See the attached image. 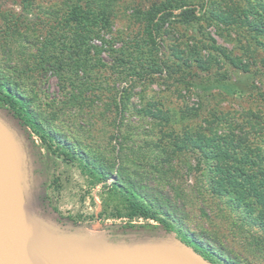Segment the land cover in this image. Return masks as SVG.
I'll use <instances>...</instances> for the list:
<instances>
[{"label": "rangeland", "instance_id": "rangeland-1", "mask_svg": "<svg viewBox=\"0 0 264 264\" xmlns=\"http://www.w3.org/2000/svg\"><path fill=\"white\" fill-rule=\"evenodd\" d=\"M20 1L23 0H0V78L15 74L24 88L26 82L33 83L35 74L25 72L23 68L32 65L37 59L33 55L38 50H46L45 53L52 55L50 60L56 55V59L64 61L62 79L48 73L43 91L38 87L40 94L27 107L36 114L37 121L68 146L71 153L83 154L90 166L92 163L102 166L107 176L105 181L93 182L91 174L77 159L57 152L53 154L27 127L41 153L45 200L50 205L62 216L95 229L127 223L163 226L153 219L126 216L124 196L114 191L110 184L121 171L120 167L125 165L140 162L155 169L165 166L173 169L168 181L160 183L155 172L145 175L144 179L155 189L160 186L161 194L153 191V195L168 202L166 209L172 215L170 221L175 223L172 231L176 235L181 231L205 243L201 236L205 229L223 236V245L228 248L254 242L255 237L264 240V234L255 228L257 220L260 221L257 212L264 213V101L234 91L236 87H248L252 82L264 91V51L259 52L264 35L245 40V36H241L239 43L235 29L224 24L215 26L198 22L194 24L195 29L184 25L167 27L158 53L161 60L170 62L174 52L186 48L193 54L199 52L202 55L206 50L195 43L206 38L235 57L248 54L249 72L240 78H235L239 71L233 72L231 80L219 86L202 83L185 87L191 78L192 85L199 81L194 75L202 74L196 69L185 78V84L177 83L178 80L165 74H157L155 80L147 84L139 80L133 83L135 76L130 61L119 62L120 54L115 56L102 51L91 55L90 50L84 48L77 60L67 57L71 51L73 53L72 48L68 49L71 42L68 36L60 35L56 26V17L62 10L60 0ZM151 1L114 2L116 16L112 33L117 41L115 47L139 38L140 24L128 16L130 7L144 8ZM47 40L50 41L45 48ZM82 46H88V41ZM183 56L188 57L186 52ZM77 64L80 66L76 67ZM221 69L230 74L233 68L228 70L222 66ZM70 93L74 96L67 100ZM127 95L137 110L144 107L160 109L163 116L170 117L171 126L162 124L159 116L150 119L143 118L141 113L125 114L123 99ZM53 97L63 102L50 101ZM178 109H182L181 114L188 111L181 121L173 119V115L178 117ZM198 125L204 129L199 131L208 136L240 138V141L234 140L238 148L232 152L240 160L225 162L217 159L215 154L210 159L205 158L188 137ZM229 165L234 169L241 168L247 177L238 178L234 171L217 172ZM133 169L136 170L130 167L128 171L133 173ZM211 181H217L220 192L212 193ZM247 211L254 213L248 215ZM246 215L252 217L248 219L253 220L254 228L241 222ZM177 219H181L182 224ZM241 227L249 229L248 239L243 237Z\"/></svg>", "mask_w": 264, "mask_h": 264}, {"label": "trees", "instance_id": "trees-1", "mask_svg": "<svg viewBox=\"0 0 264 264\" xmlns=\"http://www.w3.org/2000/svg\"><path fill=\"white\" fill-rule=\"evenodd\" d=\"M116 0H60L62 10L56 22V26L60 29V35L62 37L68 36L70 40V46L73 53L67 55V57L75 58L81 57L83 49L90 50L89 54L98 55L102 51H106L109 54H120L119 62L130 61L131 72L134 74L133 83L135 80H139L144 83H150L155 80L157 74L178 80L177 83H184L186 77H189L192 70L196 69L201 72L202 75H194L199 81H194L193 85L187 83L185 87L191 85L196 86L202 83H207L219 86L231 80V73H236L235 78L244 76L246 72H249L250 59L231 55L229 50H224L221 47L213 45V41L210 39L198 40L196 45L206 50V53L199 55L191 49L186 48L184 51L178 50V53H173L174 58L170 61H163L158 56L161 50L162 43L164 42L163 34L166 32L167 27L176 28L178 25H184L186 28H194V24H212L218 26V24L227 25V27H233L238 37L239 43L242 42V37L245 39L253 38V36L262 37L264 35V0H152L147 7H130L129 17L134 22L139 23V38H133L129 43L123 42L119 47H115L116 37L112 33L113 19L116 16V10L113 4ZM20 2H25L20 1ZM254 2V3H253ZM219 29V27H216ZM201 32V31H200ZM47 40L44 47L48 46ZM85 41H88V46L83 47ZM92 43H89V42ZM98 42V43H95ZM259 43V41H257ZM260 44V43H259ZM177 48V47H176ZM240 48V47H239ZM246 48H248L246 46ZM255 50V49H254ZM46 50H38L33 56L34 62L23 68V71H30L35 74L33 83L26 82V87L18 81L17 75H2L0 78V104L7 106L17 117H19L25 128H29L32 133L38 135L41 142L46 144L47 149L68 158L77 159L79 163L91 174L93 182H98L107 178L106 170L102 166H96V163H92L90 166L87 162V158L83 154L71 153L68 146L62 143L61 140L56 138L53 133L47 130L40 121H37L34 116L36 114L27 107L31 103V100L37 97L43 90L42 86L44 81L48 78V73L62 79V74L65 68V62L56 59V55H53V60H50V56L45 53ZM217 51L215 54L214 52ZM264 51V44L259 49ZM75 52V53H74ZM183 52H186L188 57L183 56ZM191 52V53H190ZM230 52V53H229ZM76 60L73 62H76ZM81 63V60H80ZM80 66L77 64L76 67ZM222 66L227 68H233L230 74L222 71ZM76 70V69H75ZM192 75V74H191ZM205 81V82H204ZM39 87V88H38ZM234 86L232 87V89ZM238 93H248L253 99H260L264 101V91L258 89L253 82L247 87L241 85L234 89ZM73 94H69L67 100H72ZM52 102L62 103L60 99L53 97ZM49 103V101L47 102ZM123 110L134 115L135 113L142 114V117H149L155 119L159 116L162 120V124H169L171 126L170 117L168 115L163 116L160 109L152 110L144 107V109L137 110L131 104L130 98L123 99ZM171 110V109H170ZM182 109H178V117L173 115V119L182 120L185 118V113H180ZM195 111V110H194ZM172 112V110H171ZM191 114V113H190ZM197 115V113H194ZM198 129L190 133L188 136L194 148H198L203 152L205 158L210 159L215 154L217 159L225 162H236L237 159L233 150H236V143L234 140L240 138L229 137L227 135L208 136L205 133L203 127L198 125ZM201 130L202 132H200ZM189 133V129L186 135ZM31 135V134H30ZM176 139V138H174ZM177 143L174 141V146ZM136 168L130 173L128 169ZM121 171L116 175L114 181L111 182V188L119 192L124 196L126 202V216L143 217L145 219H153L168 230L174 228L175 223L170 221L172 217L171 213L167 211L166 207L168 202L165 199H157L153 195V191L160 193V186L157 189L153 187L146 179L145 175L152 172L158 173L159 182H166L171 178L173 169H168L165 166L157 167L156 169L150 165H144V163L136 162L133 166L125 165L120 167ZM143 169H146L143 170ZM150 170V171H147ZM234 171L239 176L245 178L244 171L236 167L235 169L229 165L227 168H219L218 173L232 172ZM176 174V173H174ZM138 175V176H137ZM105 181V180H104ZM236 182H239L237 179ZM212 193L216 194L220 192L217 181H211ZM159 190V191H158ZM143 194V196L141 195ZM171 206V205H170ZM55 208V207H54ZM56 209V208H55ZM57 210V209H56ZM58 211V210H57ZM248 215L254 213L253 211H247ZM118 214H121L118 212ZM260 221L256 223V227L252 224L253 220L248 219L246 215L245 220L241 222L248 223L252 228L261 230L264 234V213L257 212ZM178 222H182L181 219H177ZM148 224V223H146ZM182 224V223H180ZM126 225H133L127 223ZM242 228V227H241ZM239 228V229H241ZM244 229V230H243ZM244 232H248V228H242ZM253 235V234H252ZM179 237L187 239V233L179 231ZM201 236L206 238V242L211 244L214 248V244L218 241V235L207 232L205 229L201 231ZM256 241H260L255 237ZM197 249L198 246L196 245ZM210 259V258H209Z\"/></svg>", "mask_w": 264, "mask_h": 264}, {"label": "water", "instance_id": "water-1", "mask_svg": "<svg viewBox=\"0 0 264 264\" xmlns=\"http://www.w3.org/2000/svg\"><path fill=\"white\" fill-rule=\"evenodd\" d=\"M0 264H215L164 226L102 229L45 200L42 157L21 119L0 104Z\"/></svg>", "mask_w": 264, "mask_h": 264}, {"label": "flooded vegetation", "instance_id": "flooded-vegetation-1", "mask_svg": "<svg viewBox=\"0 0 264 264\" xmlns=\"http://www.w3.org/2000/svg\"><path fill=\"white\" fill-rule=\"evenodd\" d=\"M242 235L246 239L250 237L248 232L242 233ZM222 238L223 236L218 235V241L214 244V248L208 242L202 243L196 240L191 234H187L186 240L181 239L215 264H264V240L247 241L243 242L239 248L234 245L228 248L223 245ZM203 239L206 241V238L203 237ZM196 245L200 248L197 249Z\"/></svg>", "mask_w": 264, "mask_h": 264}]
</instances>
